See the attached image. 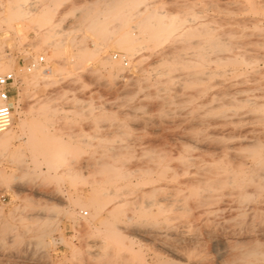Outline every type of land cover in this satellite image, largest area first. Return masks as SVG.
<instances>
[{
    "label": "rangeland",
    "instance_id": "obj_1",
    "mask_svg": "<svg viewBox=\"0 0 264 264\" xmlns=\"http://www.w3.org/2000/svg\"><path fill=\"white\" fill-rule=\"evenodd\" d=\"M6 49L0 264H264V0H0Z\"/></svg>",
    "mask_w": 264,
    "mask_h": 264
},
{
    "label": "bare ground",
    "instance_id": "obj_2",
    "mask_svg": "<svg viewBox=\"0 0 264 264\" xmlns=\"http://www.w3.org/2000/svg\"><path fill=\"white\" fill-rule=\"evenodd\" d=\"M150 3V2H149ZM151 7V6H150ZM147 6L145 5V7H144V9L142 10V9H135V11H133V12H131L132 14H136V15H141L144 11H146L147 10ZM154 10V9H153ZM150 11H151V9H150ZM158 12V11H157ZM160 13V12H159ZM155 14H157V13H155ZM150 15V14H149ZM146 17V19H147V16H145ZM148 18H149V16H148ZM140 21H141V19H140ZM147 21V20H146ZM144 23H145V19H144ZM151 23V22H150ZM140 24H143L142 22L140 23ZM142 30V29H141ZM144 30H142V32H143ZM175 32V31H174ZM162 39V38H161ZM112 57V56H111ZM117 58V57H116ZM109 59H110V57H109ZM113 59H114V57H113ZM117 59H119V57L117 58ZM121 59V58H120ZM115 60V59H114ZM121 61V60H120ZM9 62H11V61H9V58H8V56L6 55V54H1L0 55V73H3V72H6V71H11L10 69V65L11 64H9ZM177 62H179V61H177ZM111 64L112 65H114L115 64V62H114V64L111 62ZM35 66V65H34ZM41 69V68H40ZM162 70V69H161ZM31 71V70H30ZM38 72H39V70H38ZM26 74V73H25ZM28 74V73H27ZM27 79H29V78H27ZM162 81V80H161ZM16 85H17V92H18V103H19V101L21 100V93H25L24 91H25V86H24V82H26V80L24 79L23 80V82L21 83V84H18V82H17V79H16ZM36 98V97H35ZM35 101H37V100H35ZM41 101V100H40ZM34 103V102H33ZM17 104V103H16ZM12 106H13V108H14V110H17L18 108H19V106L17 105H13V103H12ZM29 106V105H28ZM32 106V105H31ZM33 107H34V105H33ZM28 109V108H27ZM29 109H30V113H33L32 112V110H31V108L29 107ZM14 110H13V112H12V122H13V114H14ZM36 111V110H35ZM37 112V111H36ZM17 119H18V123H17V126H18V128L20 129V131L22 130L23 131V129H24V126H25V123H26V117H23L22 116V114H24L22 111H19V110H17ZM12 122H11V124H10V126L6 129V130H4L3 132H1L0 133V151H4V150H6L7 148H9L10 146H12L13 145V143H14V141H24V142H31L32 141V139H33V136H34V132L32 131V129L30 128V131H29V133H28V137H27V139H25L24 138V134L22 133V134H19V133H13L12 131H11V129H10V127H12ZM16 125V124H15ZM35 126H37V125H35ZM40 126V125H39ZM17 128V129H18ZM33 128H34V125H33ZM19 131V132H20ZM56 151V150H55ZM59 152H60V150H59ZM59 152L57 151V152H54V154L56 153H58L59 154ZM62 153H63V151H62ZM62 153H61V155H62ZM53 154V153H52ZM51 154V156H53ZM65 154H67V153H65ZM49 156V155H48ZM56 156H58V155H56ZM55 157V156H54ZM59 157V156H58ZM48 158V157H47ZM55 158H57V157H55ZM57 159H60V158H57ZM49 161V160H48ZM51 161H53V160H51ZM58 161V160H57ZM55 163V162H54ZM57 165V164H56ZM110 167H112L111 166V164H110ZM115 167V166H114ZM52 168H54V166L52 167ZM177 168H179V167H177ZM184 168V167H183ZM110 169V168H109ZM112 169L114 170V168L112 167ZM175 169H176V167H175ZM55 170V169H54ZM118 170V169H117ZM165 170H168L167 168L165 169ZM187 170V169H186ZM145 171V170H144ZM147 171V170H146ZM177 171H178V169H177ZM205 171V170H204ZM167 172V171H166ZM180 172V171H179ZM209 172V171H208ZM109 173L110 174H112L113 172L112 171H109ZM114 173H115V171H114ZM117 173V172H116ZM194 174H196V173H194ZM202 174H204V173H202ZM206 174V173H205ZM261 174V173H260ZM174 175V174H173ZM172 175V176H173ZM207 175V174H206ZM259 175V174H258ZM263 175H264V173H263ZM111 176V175H110ZM259 176H261V178L262 177H264V176H262V175H259ZM176 177V176H175ZM199 177H200V175H199ZM208 177H212V176H208ZM127 178V177H126ZM174 178V177H173ZM192 179V177H188V179ZM193 178H196V177H193ZM201 178V177H200ZM218 178V177H217ZM188 179L186 180V181H188ZM203 179H205V178H203ZM264 179V178H263ZM115 180V179H114ZM177 180H179V179H177ZM196 180V179H195ZM199 180H201V179H199ZM220 180V179H219ZM193 181V180H192ZM198 181V180H197ZM217 181V180H216ZM263 181V180H262ZM140 182V181H139ZM148 182V181H147ZM177 182H179V181H177ZM182 182V181H181ZM199 182V181H198ZM197 182V183H198ZM209 182H210V180H209ZM143 183V182H142ZM201 183V182H200ZM218 183V182H217ZM221 183V182H220ZM262 183V182H261ZM181 184H183L184 185V183L182 182ZM216 184V183H215ZM263 185H264V182L262 183ZM186 185V184H185ZM184 185V186H185ZM189 185V184H188ZM190 185H192V184H190ZM190 185H189V187L188 188H190ZM182 185H180V187H181ZM192 186H195L194 184L192 185ZM200 186H201V184H200ZM208 186H211V184L210 185H208ZM261 186V185H260ZM187 187V186H186ZM206 187H207V185H206ZM194 188V187H193ZM191 189V188H190ZM183 190H185L184 188H183ZM186 190H188V189H186ZM178 191V190H177ZM213 191V190H212ZM244 192H245V189H244ZM112 193V192H111ZM111 193H110V195H111ZM242 193V192H241ZM107 194H109V193H107ZM202 194V193H201ZM110 195H109V197H110ZM113 195V194H112ZM118 195H119V193H118ZM206 195H208V194H206ZM246 195V194H245ZM115 197V196H114ZM112 198V197H111ZM114 200V199H113ZM201 200V199H200ZM206 200V199H205ZM264 200V199H263ZM178 201V200H177ZM204 201V200H203ZM211 201V200H210ZM116 202V201H115ZM208 202V201H207ZM264 202V201H263ZM97 203V202H96ZM117 203V202H116ZM119 203V202H118ZM145 203V202H144ZM205 204V203H204ZM100 205V204H99ZM98 205V203H97V206H99ZM118 205H120V204H118ZM101 206H102V204H101ZM105 206V205H104ZM144 206V205H143ZM202 206H203V204H202ZM97 208V207H96ZM102 208V207H101ZM145 208V207H144ZM95 209V208H94ZM98 209V208H97ZM96 209V211H99V209L97 210ZM179 209V208H178ZM258 209V208H257ZM254 212V211H253ZM73 214H75V212H73ZM84 214H86V213H84ZM98 215H100L99 213H98ZM93 216H94V214H93ZM100 217V216H99ZM93 217H91V219H92ZM127 219L129 220V217H127ZM132 219V218H131ZM127 220V221H128ZM111 224V223H110ZM117 226V225H116ZM109 227H111V226H109ZM261 232H263V230L262 231H260L259 233H261ZM264 234V233H263ZM262 234V235H263ZM251 246V245H250ZM250 248V247H249ZM252 248V247H251ZM260 248V247H259ZM263 248V247H262ZM247 250H248V248H247ZM259 250V249H258ZM246 250H244V251H242V252H245ZM259 253V251H255V250H251V251H248V252H245L244 254H246V255H257ZM264 253V252H263ZM241 255V254H240ZM259 255H262V254H260L259 253ZM246 257V256H245ZM258 257H261V256H258ZM173 263V262H172ZM160 264H170V263H166V262H161Z\"/></svg>",
    "mask_w": 264,
    "mask_h": 264
},
{
    "label": "built area",
    "instance_id": "obj_3",
    "mask_svg": "<svg viewBox=\"0 0 264 264\" xmlns=\"http://www.w3.org/2000/svg\"><path fill=\"white\" fill-rule=\"evenodd\" d=\"M4 53L7 56L11 55L8 49H6ZM14 56L18 62L27 68V70H30V68L36 63L40 64L43 62V56L34 58L32 54L22 53H14ZM116 57L117 55L114 54V58ZM15 81L16 76L13 71L0 73V133L6 130L12 122V93L17 92V85Z\"/></svg>",
    "mask_w": 264,
    "mask_h": 264
}]
</instances>
